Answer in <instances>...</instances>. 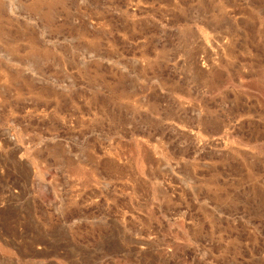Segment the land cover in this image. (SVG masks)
<instances>
[{"label":"rangeland","instance_id":"rangeland-1","mask_svg":"<svg viewBox=\"0 0 264 264\" xmlns=\"http://www.w3.org/2000/svg\"><path fill=\"white\" fill-rule=\"evenodd\" d=\"M0 264H264V0H0Z\"/></svg>","mask_w":264,"mask_h":264}]
</instances>
